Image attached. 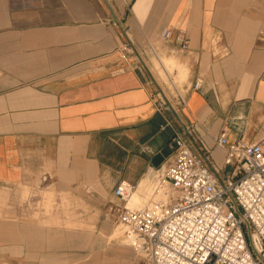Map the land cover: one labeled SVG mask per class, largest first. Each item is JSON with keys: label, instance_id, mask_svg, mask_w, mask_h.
<instances>
[{"label": "crops", "instance_id": "1", "mask_svg": "<svg viewBox=\"0 0 264 264\" xmlns=\"http://www.w3.org/2000/svg\"><path fill=\"white\" fill-rule=\"evenodd\" d=\"M172 54L191 64L179 118L158 96L155 62ZM192 125L222 179L225 128L264 141V0H0V264H127L115 189L132 184L145 207L172 153L157 157Z\"/></svg>", "mask_w": 264, "mask_h": 264}, {"label": "built area", "instance_id": "2", "mask_svg": "<svg viewBox=\"0 0 264 264\" xmlns=\"http://www.w3.org/2000/svg\"><path fill=\"white\" fill-rule=\"evenodd\" d=\"M162 40L183 53L191 51L185 29H167ZM165 72L171 88L159 86L160 111L179 118L188 106L186 89ZM190 89L201 90L202 81ZM193 126L176 133L155 189L159 198L152 204L133 209L135 187L128 182L117 186L114 194L121 205L109 209L114 224L146 246L141 264H264V141L230 142L225 128L217 147L225 151L232 174L222 179L210 152H195L188 142Z\"/></svg>", "mask_w": 264, "mask_h": 264}, {"label": "rangeland", "instance_id": "3", "mask_svg": "<svg viewBox=\"0 0 264 264\" xmlns=\"http://www.w3.org/2000/svg\"><path fill=\"white\" fill-rule=\"evenodd\" d=\"M163 65L162 64H158V62H155V66L157 68V71L160 74V77L166 81L165 83H168V79L166 76V72L165 70L168 71V73L175 79V82L179 85L182 86L185 83H187L188 80V76L190 73V67L191 64H189V60L176 55V54H172L171 56H168L166 58L163 59ZM164 66V67H163ZM165 68V70H164ZM169 88H171L170 84H167ZM167 90V89H166ZM169 95V92H167ZM262 139H264V134L261 135ZM168 164L163 166V170H162V175L165 174L166 169H167ZM154 188V184L153 187ZM152 192L150 191V199L149 201H147L146 205H148L150 202L153 201V197L155 195V190L151 189ZM154 191V194H153ZM153 195V196H152ZM145 205V206H146ZM113 239H117L121 242H123L124 244H128L129 246L126 247L127 248V264H140V258L136 255V253L134 252L132 245L130 244V242L127 239L126 233H125V229L123 227H119L117 225H114L113 228Z\"/></svg>", "mask_w": 264, "mask_h": 264}, {"label": "water", "instance_id": "4", "mask_svg": "<svg viewBox=\"0 0 264 264\" xmlns=\"http://www.w3.org/2000/svg\"><path fill=\"white\" fill-rule=\"evenodd\" d=\"M171 153H172V150L170 148H167L166 150L161 152L159 156L157 157V160H156L157 164H161L165 160V158L170 156Z\"/></svg>", "mask_w": 264, "mask_h": 264}, {"label": "bare ground", "instance_id": "5", "mask_svg": "<svg viewBox=\"0 0 264 264\" xmlns=\"http://www.w3.org/2000/svg\"><path fill=\"white\" fill-rule=\"evenodd\" d=\"M137 205H140V201L138 199H136L135 197V194L134 196L132 197L131 201H130V206L133 208V209H137ZM138 210V209H137Z\"/></svg>", "mask_w": 264, "mask_h": 264}]
</instances>
